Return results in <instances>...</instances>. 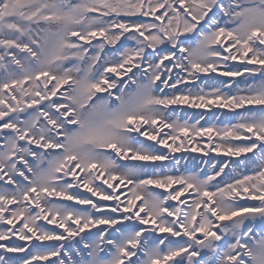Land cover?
<instances>
[{"label": "snow or ice", "instance_id": "obj_1", "mask_svg": "<svg viewBox=\"0 0 264 264\" xmlns=\"http://www.w3.org/2000/svg\"><path fill=\"white\" fill-rule=\"evenodd\" d=\"M35 262L264 264V0H0V264Z\"/></svg>", "mask_w": 264, "mask_h": 264}, {"label": "bare ground", "instance_id": "obj_2", "mask_svg": "<svg viewBox=\"0 0 264 264\" xmlns=\"http://www.w3.org/2000/svg\"><path fill=\"white\" fill-rule=\"evenodd\" d=\"M231 63H235V62H231ZM177 157H179V156H181L182 155V153H176L175 154ZM190 156H197V157H199V156H201L202 154L201 153H190L189 154ZM212 155H215V153H212ZM184 164H185V161H181V166L183 167L184 166ZM158 191H163L162 189L161 190H158ZM95 199V198H94ZM121 199H124V197L122 196L121 197ZM173 203H175V202H173ZM18 224H19V222H17ZM49 227H53V226H49ZM93 231H95V229H93ZM35 264H44V262H35Z\"/></svg>", "mask_w": 264, "mask_h": 264}, {"label": "rangeland", "instance_id": "obj_3", "mask_svg": "<svg viewBox=\"0 0 264 264\" xmlns=\"http://www.w3.org/2000/svg\"><path fill=\"white\" fill-rule=\"evenodd\" d=\"M203 123V122H202Z\"/></svg>", "mask_w": 264, "mask_h": 264}]
</instances>
